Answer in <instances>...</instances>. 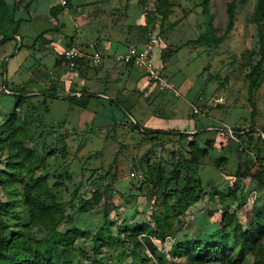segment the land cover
<instances>
[{
	"label": "rangeland",
	"instance_id": "1",
	"mask_svg": "<svg viewBox=\"0 0 264 264\" xmlns=\"http://www.w3.org/2000/svg\"><path fill=\"white\" fill-rule=\"evenodd\" d=\"M11 1L19 0H10V3ZM29 1L25 0V3ZM56 1L59 0L33 2L34 18L33 12H30L28 17H31L19 27V33L23 37L22 49L20 40L12 37L0 47V131L3 123L15 110L18 95L21 94L19 92L37 94L33 99L39 106L37 102L47 98L42 94L47 93L46 89L51 87L49 80L58 79L60 71L61 81L79 83L93 92H107V88H110L107 85L125 89L123 98L128 101L125 106L130 108L133 116L130 118L119 113L115 114V118L110 108L112 105L107 109L104 107L108 104L105 99L110 96L104 97L105 99L92 98L88 109H80L65 99L55 98L48 99L49 112H44L46 107L39 110L34 105L36 113L31 122L33 139L28 141V146H36L47 152L54 151L48 160L49 166L61 178L52 182L59 180L63 183L61 196L68 203L67 217L70 218L60 226L61 231L65 232L77 225L95 234L99 227L107 223L110 231L115 236L121 234L123 239L114 247L103 248L97 257L98 262L79 259L75 264H154L155 259L146 247L140 248L135 254L129 248L127 240V230L144 223L154 225V198L138 192L143 181L142 170L150 165H160L170 170L172 163L177 160L174 154L179 151L185 155L188 147L185 141L180 143L179 136L149 138L148 135L138 133L132 123L139 122L149 129L153 125L161 126L167 128L163 129L165 131H184L186 125L194 126L197 123L202 126L212 124L217 129L229 127L234 131L238 128L248 131L253 127L254 130L264 131V72L260 84L252 94L248 78L252 67L261 59L259 41L261 27L264 32V21L262 26L250 21L255 13L257 0H246L245 4H240L234 28L217 47L198 41L208 32V19L203 12L204 0H171L173 12L163 29L161 28L159 37L160 46L163 47L155 48L153 64L155 69L169 79L175 90H161L150 81L146 69L140 65H133L131 69L137 79L129 77V64L118 61L117 65L112 57L105 59V71H97L94 64L90 65L86 79L84 75L74 76L66 65L62 66L63 69L57 68L56 60L70 37H75L76 44L83 50L95 52V48H91L89 43L95 42L99 37L103 23L101 14L111 11L113 13L110 16L119 17L120 11L125 13L133 3L139 6L140 11L143 12V9L140 0H71V13L62 11L60 16L52 17L50 8L55 6ZM230 1L232 0H209V11L214 16L213 27L218 29L217 35L226 31ZM22 14L28 18L27 12L22 11L20 15ZM161 24L162 19H155L150 27H160ZM142 27L136 29L135 26L125 25L124 21L123 32L128 34L132 30L141 43L146 40V31ZM163 52L172 56L163 60ZM251 62H254L252 66ZM16 63L20 67L15 70ZM111 63L113 68L107 71ZM111 70L117 72L112 73ZM59 86L61 92H52L53 96L62 93L64 84L60 83ZM7 87L13 92L8 91ZM98 96L100 97L99 94ZM131 103H135V108L131 107ZM196 109L198 113L195 112ZM237 138L240 149L244 140L238 135ZM230 149L227 147L223 154L235 157L232 155L234 151L231 152ZM239 151L247 158L251 152L247 146L245 150ZM217 152L214 150L210 153L200 175L208 191L215 186L220 191L227 192L234 185L232 173L238 167L233 162L235 159L230 158L224 164L226 167L217 168ZM251 157L254 160L249 162H256L254 153ZM254 185L249 183L248 189H254ZM98 190L104 193L100 204L87 212H81L80 208L88 200L94 201L93 193ZM259 197L258 192L251 191L248 204L239 210L238 215L245 225L252 219L254 208L264 207V197ZM223 207L225 204L220 202L219 197L210 200L207 195L187 211L183 228L175 223L173 233L176 237L170 234L166 242L159 246L161 252L166 254L169 264L185 261L170 252L178 241L187 236L200 237L205 230L221 226ZM229 208L230 211L235 210V206ZM205 212V217H192ZM76 247L92 253V242L89 239L78 240ZM252 261V256L248 255L246 264H252Z\"/></svg>",
	"mask_w": 264,
	"mask_h": 264
},
{
	"label": "trees",
	"instance_id": "2",
	"mask_svg": "<svg viewBox=\"0 0 264 264\" xmlns=\"http://www.w3.org/2000/svg\"><path fill=\"white\" fill-rule=\"evenodd\" d=\"M34 1L30 0L25 3V0H19L10 4L9 0H0V35L2 36L0 46L11 37L19 35L20 24L30 18L28 16L32 11ZM145 2L146 0H140L142 9ZM245 3L246 0H232L228 3L229 20L226 31L222 35H217L218 29L213 27L214 16L210 15L209 11V0H204L202 3L203 12L208 19V32L198 41L214 44L216 47L223 43L234 28L240 4ZM23 4H25L24 7ZM70 6H73L71 0H67L65 6L52 7L51 14L53 17H58L64 8ZM22 11L28 13V18L23 14L20 15ZM172 12L173 3L171 0H157L155 8L151 11L143 9L145 23L142 25V29L146 31V42L149 41V32L155 28L154 25L150 27L151 22L155 19H162L161 34L164 23ZM250 21L262 26L264 0H257L255 13ZM259 43L261 59L252 67V72L248 76L250 94L260 84L264 72V32L262 27ZM72 44H69L67 48ZM169 56L172 55L162 53L163 60ZM65 63L66 60L62 52L60 59L56 60V66L57 68L61 65L69 67ZM76 63V70L80 75H84V72H87L92 65L82 59L77 60ZM253 63L251 62L250 65L252 66ZM94 66L97 69L99 65L94 64ZM127 67H133V64ZM49 83L51 87L45 92L50 94H42L47 98L42 102L38 101L39 106L34 101L37 94L20 91L21 94L18 95V103L14 112L1 127L0 264H75L79 259L93 260L96 263L99 261L97 257L103 248L114 247L116 243L120 244L123 241L121 234L115 236L107 223L99 227L95 234L91 230L77 225L65 232L60 230V226L70 218L67 217L68 203L64 202L61 196L63 183L59 180L52 182L54 179L61 178V176H56L49 166L48 160L54 151L47 152L36 146H28V141L33 139L31 122L36 113L34 105H37L39 110L46 107V110L43 111L49 112L48 99L55 98L65 99L72 106L80 109H88L92 98H105L90 94L91 92L86 88L80 90L67 88L65 81L60 80V74L58 79H51ZM60 83L64 84L62 95L53 96L52 92H58V90L61 92ZM7 89L10 90L8 87ZM79 91L83 93L82 96L73 94ZM121 94L111 99H105L108 104L104 107L108 108L111 104L110 108H112L111 111L115 118L117 113L124 117H133L130 108L125 106L128 101ZM130 105L135 108V103ZM132 124L138 133L148 135L149 138L179 136L180 143L185 141L188 149L185 155L179 151L174 154L177 156V160L172 163L170 170L164 169L160 165H150L147 169L142 170L143 181L138 187V192L143 196L154 198L155 210L152 214L154 225L144 223L136 225L132 230H127L129 248L136 254L140 248L146 247L156 264H169L166 254L161 252L159 246L166 242L167 237L171 236L170 234L176 235L173 233L175 223L183 228L186 223L187 211L209 195L210 200L219 197L220 201L225 204L221 226L218 229L205 230L200 237L187 236L174 244L170 250L171 254L185 259L183 263L175 262V264H246L248 255L253 258L252 264H264V207L262 209L254 208L253 217L246 225L240 220L238 212L230 211L229 208V202H237L240 206L244 205L243 197L239 198V193H244L246 189L244 179L251 175L252 170H257L255 176L259 177L264 185V164H260L258 161L245 162L232 173L235 181L231 189L223 192L213 186L208 191L207 185L200 175V168L202 160L209 156L213 147L212 139H208L202 146L200 143L201 134H195L194 141L190 143L187 140L189 135L186 136V133L179 130L165 131L154 126L149 129L135 121ZM245 130L238 128L236 130L239 132L238 136L245 139L253 151L257 153L264 151V147L259 144V141L262 140L261 133L254 130L253 127L248 131ZM65 149L64 151H66ZM258 160L263 162L259 157ZM227 161V157L221 155L215 160V166L217 168L226 167L224 164H227ZM3 163L4 168H2ZM107 188L109 189V187ZM103 195V192L95 191L93 193L94 201L88 200L80 208V211L87 212L93 206L99 205ZM80 239H89L92 242V253L77 249L76 243ZM147 258L146 256L145 260Z\"/></svg>",
	"mask_w": 264,
	"mask_h": 264
},
{
	"label": "crops",
	"instance_id": "3",
	"mask_svg": "<svg viewBox=\"0 0 264 264\" xmlns=\"http://www.w3.org/2000/svg\"><path fill=\"white\" fill-rule=\"evenodd\" d=\"M13 2L11 1V3H10V0H9L10 4H12ZM61 5L62 4H61L60 0L56 1L55 6H61ZM52 7H54V6H52ZM51 8H50V14H51ZM72 9H73V7L70 6V7L64 8L63 12H65V13H69L70 12L71 13ZM117 9H118V7H117ZM127 9L128 10H126L125 13L123 11H120L119 17L110 16V14L113 13L111 11H107L108 13L101 14L102 18H100V19L101 20L103 19V23H102L103 26L101 25L100 32H99V37L97 38V40H95V42L92 41L91 43H89L90 47L94 46L95 49H97V51H99L101 54L103 53L102 55L104 56L102 62L97 64V65H99L98 68H97V71H99V70L105 71V68H106V65H107V62L105 61L106 58L112 57L114 59L115 63H117V65H118V61L119 60L116 57L123 56V55H128V54L132 53V51H134V50H136V51L137 50H142L144 47L142 49H141V47L146 44V40L140 43V41H139V39L137 37V34L133 33L132 30H131L130 33L124 34V32H123L124 21H125V25L127 24V25L132 26V27L135 26L136 29H139L138 27L142 26L145 23V15L143 14L142 10L140 11L138 5H135V3H133L132 5L127 7ZM31 12H33L32 14H33V18H34V15H35L34 11L32 10ZM60 14H61V12L58 14V16H60ZM50 16H52V14ZM103 16H105V17H103ZM30 17H31V15H30ZM61 26L62 25H59V27H61ZM12 39L20 40V44H21L20 48L22 49V47H23V37L20 35V33H19V35L12 37ZM45 43H47V45L49 44V42H45ZM71 43H76L75 37H70L69 38L65 48L63 50H61L60 53H62L67 48V46L69 44H71ZM160 45H161V43H160ZM162 47H163V45L160 46L161 49H162ZM59 55L61 56V54H59ZM60 56H58L59 59H60ZM17 64L18 63H16V65H15V67H16L15 70L18 67H20V65L19 64L17 65ZM120 64L121 63H119V65ZM124 64H126V63H124ZM62 66H64V65H61L59 68L63 69ZM112 66H113V63L109 64V68L107 69V71L110 70V68H113ZM66 68L71 72V70L69 69L68 66H66ZM132 68L133 67H130V68L127 69L129 71V75L128 76L132 77V78H136L134 76V74H133V71L131 70ZM111 71H112V73H116L117 72V70H115V71L111 70ZM61 72L62 71H60L59 74H61ZM88 72L89 71L84 72V76H85L84 79L88 78V74H89ZM147 82L148 81H145V83H147ZM136 83H138V82H135V84ZM65 84H66L67 88H70V89L71 88L74 89V90L75 89L76 90L85 89V88H83V85H80L79 83L72 84V82L66 81ZM80 86L82 88H80ZM107 86H110V88L109 87L107 88L108 89V90H106L107 92H105V91L104 92L103 91L102 92H93V91H91L88 88H87V90L91 92L90 94H93L95 96H98V94L100 95V97L103 96L105 98L110 96L109 97L110 99L118 96L120 93H122L121 95L125 94L124 93L125 89H123V90H122V88L119 89L118 86H116V85H112V86L111 85H107ZM109 89H111V90H109ZM8 91H10V90H8ZM10 92H13V91L11 90ZM109 92L111 94H109ZM73 94L78 95V96H82L83 95V93H81L80 91L79 92H74ZM157 127L160 128V129H167V128H162L161 126H157ZM220 128L217 129V127L213 126L212 124L211 125H207V126H202L200 123H197L194 126L186 125L184 127L185 130L184 131L180 130V132L186 133V134L189 135L187 140L190 143L194 141L195 134H201L202 137L200 136L201 137L200 141L202 142L201 143L202 146L205 145V142L208 139H212L214 141V143H213L212 149L210 150V153L214 152V150H217L218 151L217 152V156L218 157L223 155V156L227 157L228 161L230 160V158L235 159L233 162L236 165V167H238V168L243 163L249 162V160L253 159L254 157H251V155H253V153L256 156V159H257L256 161H258L260 164H264V151H261V153H257L255 151H253L252 149L249 148L250 144H248L247 141L245 139H243L244 140L243 142L245 143L244 145H247L248 151H251V152L248 153V158H247L246 155H243V154L240 153V151H239L240 149H239V146H238L239 143L236 140H234V139L225 138L224 135L222 134ZM256 130H258L261 133L262 140L259 141V144H261V146L264 147V144H263L264 131L263 130H259V129H256ZM211 134H213L214 137ZM229 142H231L233 145H231V143H229ZM229 144H230V146H229ZM227 147H229V149H230V147L233 148V149H230V151L231 152L234 151V154H232V155H234L235 157H233V156L228 157V156L223 154V153H226L225 151L227 150ZM210 156L211 155L209 154L208 157H206V158H204L202 160L200 172L202 171V169H203V167L205 165V160L207 158H209ZM258 157L263 161L262 163L258 160ZM228 161H227V163H228ZM256 171H257L256 169L252 170L251 175L244 179V184H245L244 186H245L246 189L244 190V193H239V198L243 197L242 200L244 201V205L240 206L237 202H229V207L235 206V210L237 212H239V210L241 208L245 207L248 204V199L250 198L251 191L254 190L255 192H258L260 197H262V196L264 197V185L260 181V178L255 176L256 175ZM249 183L255 184L254 185V189H248L249 188ZM201 201H203V200H201ZM194 206H196V204L193 205L188 211H190L192 208H194ZM235 210H233V211H235ZM210 213H211V211H210ZM197 214L195 216L193 215L192 217H195V218L196 217L198 218V217H201V216L205 217L206 212L204 214H201V215L200 214L197 215ZM206 223H207V221H206Z\"/></svg>",
	"mask_w": 264,
	"mask_h": 264
},
{
	"label": "built area",
	"instance_id": "4",
	"mask_svg": "<svg viewBox=\"0 0 264 264\" xmlns=\"http://www.w3.org/2000/svg\"><path fill=\"white\" fill-rule=\"evenodd\" d=\"M157 0H146L144 5V10L151 11L155 8V3ZM62 5H67V0H61ZM160 35V27H155L151 32H149L148 37L149 41L146 42L144 48L142 50H134L132 53L128 55L118 56L117 59L126 64L140 65L144 67L147 71V75L150 78V81L154 82L159 86L161 90H175L174 85L162 75L160 70L155 69L156 67L153 64L155 48L160 45L161 39ZM95 48L94 46H92ZM91 47V48H92ZM63 56L66 60V63L69 65V69L74 74V76H79L78 71L76 70V61L82 59L84 61H88L91 64H99L102 62L104 56L95 49L94 53H89L83 50L76 43H73L70 47L66 48L63 51ZM178 94V93H177ZM198 113V110H195ZM224 137L234 139L239 142L237 138L238 133L234 131L232 128L224 127L220 128ZM246 146L241 145L240 150H245Z\"/></svg>",
	"mask_w": 264,
	"mask_h": 264
}]
</instances>
